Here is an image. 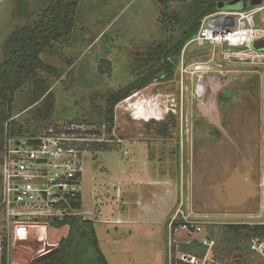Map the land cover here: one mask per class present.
I'll return each instance as SVG.
<instances>
[{"label":"rangeland","instance_id":"1","mask_svg":"<svg viewBox=\"0 0 264 264\" xmlns=\"http://www.w3.org/2000/svg\"><path fill=\"white\" fill-rule=\"evenodd\" d=\"M191 1L81 0L71 37L53 43L43 53L51 70H39L38 75L49 87V94L27 109L33 99V80L28 79L16 94L12 113L16 123L24 127L25 135H41L51 128L66 130L87 148L83 159L82 217L93 221L108 264H169L167 222L180 207L182 196L183 209L198 219L253 220L264 216V150L260 163L255 162L261 168L259 196L229 214L222 213L211 198L213 182L238 167L233 164L236 155L222 142L214 143L212 131L201 129L190 89L183 116L162 121L136 118L140 113L166 115L164 109L172 103L168 95L175 91L177 71L172 78L163 76L133 92L131 96L137 95L131 100V96L122 100L115 108L112 131L103 115L106 96L132 83L148 68L141 65V58L160 41L173 42L177 38L181 26L175 16L185 19ZM48 2L0 0V64L9 34L36 21ZM249 5L251 1H247ZM217 9L233 10L228 1H219ZM261 15L264 11L257 18ZM200 50L190 46L189 59L203 56L198 55ZM248 68L224 65L219 67L223 73L217 71L215 76H229ZM154 95L158 97L149 101ZM141 100L145 101L137 102ZM151 178L160 184L150 186ZM166 178L171 179L176 193L168 197L167 204H161L154 195L164 194ZM138 179L145 184L138 185ZM119 188L123 189V198L118 197ZM137 192H143L144 197L140 194L137 198ZM141 201L150 209H142ZM204 210L214 213L205 214ZM120 212V222L115 221ZM9 222L13 220H6L0 210V256L5 237L10 264H33L69 233L68 224L57 227L38 220ZM203 228L216 239L206 264H264V254L251 249L250 243L256 237L252 230L237 235L225 224L204 223ZM24 229L25 233L18 234ZM174 239L179 254L201 257L205 252L204 247L190 244L195 240L184 231ZM188 245L194 247L185 250Z\"/></svg>","mask_w":264,"mask_h":264},{"label":"built area","instance_id":"2","mask_svg":"<svg viewBox=\"0 0 264 264\" xmlns=\"http://www.w3.org/2000/svg\"><path fill=\"white\" fill-rule=\"evenodd\" d=\"M263 11L262 2L251 3L240 10H217L202 18L196 34L185 44L177 62L175 91L168 95L172 103L164 109L167 115L183 116L187 91L190 89V99L195 102L203 83L209 76H215L219 67L232 64L239 68L248 63L264 66V50L253 47V42L264 38V16L257 18ZM190 46L201 49L198 55L203 56L189 59L187 50ZM218 52L221 62L217 59ZM158 95L148 100L154 101ZM78 141L75 134L55 128L41 135H6L0 150V210L6 220H13V223L38 220L52 224L66 217L82 216L83 159L87 148ZM79 202L82 209L76 207ZM184 205L182 196L180 207L167 222L169 264H173V260L206 264L216 239L203 228L204 222L183 209ZM26 231L21 230L18 234ZM181 231L205 248L203 256L178 253L179 245L174 236ZM250 246L253 251L264 254V238H253Z\"/></svg>","mask_w":264,"mask_h":264},{"label":"trees","instance_id":"3","mask_svg":"<svg viewBox=\"0 0 264 264\" xmlns=\"http://www.w3.org/2000/svg\"><path fill=\"white\" fill-rule=\"evenodd\" d=\"M219 1L229 0H192L189 5V14L185 19L175 16L181 26V32L177 38L173 42L160 41L152 47L147 55L140 60L141 65L148 66L145 72L132 83L106 96V108L103 115L109 125V130L113 129L115 108L122 100L163 76L172 78L175 75L182 49L196 34L202 18L206 14L218 10L217 3ZM247 1L250 0H245L244 8L248 7ZM80 2L81 0H49L36 21L16 28L5 40L3 44L4 60L0 64V150L3 148L6 135L20 136L24 134V127L16 123L12 109L16 94L25 82L28 79L33 80V99L26 109L49 94V87L38 75L39 70H51V66L43 59V53L53 43L64 42L71 37ZM99 148L106 149L101 146ZM76 207L82 209V203H77ZM52 224L57 227L68 224V236L35 264H108L100 248L92 220L76 215ZM225 225L234 234L239 235L243 230L250 229L256 237L264 238V223ZM190 244L200 246L197 241ZM192 245L185 247V250ZM1 246L0 264H10L9 245L5 237ZM203 255L204 253L201 254V256ZM173 264L189 263L173 260Z\"/></svg>","mask_w":264,"mask_h":264},{"label":"flooded vegetation","instance_id":"4","mask_svg":"<svg viewBox=\"0 0 264 264\" xmlns=\"http://www.w3.org/2000/svg\"><path fill=\"white\" fill-rule=\"evenodd\" d=\"M247 66L250 68L226 76L228 79L222 82L216 96L220 123L230 138L223 133L219 125L210 123L201 113H198L200 118L198 123L202 130L209 129L214 133V143L222 142L230 147L233 155H236L233 159L235 166L242 169L252 165L254 176L258 180L261 168L259 165L256 166L255 162L257 160L260 163L264 150V66L248 63L239 68ZM251 73H262L263 76L254 77ZM209 83L207 93L211 89ZM168 117L170 116L167 114L162 115L158 120H167ZM215 203L224 213L223 208ZM203 212L214 213L208 210Z\"/></svg>","mask_w":264,"mask_h":264},{"label":"water","instance_id":"5","mask_svg":"<svg viewBox=\"0 0 264 264\" xmlns=\"http://www.w3.org/2000/svg\"><path fill=\"white\" fill-rule=\"evenodd\" d=\"M245 0H229L233 10H240L244 6ZM262 0H251V3L256 5L260 4ZM253 47L256 50H264V38L253 42ZM217 59L221 62L220 52L217 54ZM222 79H228L226 76L216 77L209 76L200 88L199 95L195 99V108L198 113H201L210 123L219 125L221 130L229 138L228 132L222 127L218 114V107L216 104V96L219 87H221ZM208 82L211 85V91L207 96ZM213 84V85H212ZM247 165L242 169L235 167L230 170L225 176L215 180L212 184L211 198L217 202L224 210V213L229 214L234 208L241 207L249 203L252 199L261 194L259 182L254 176V167ZM204 223H217V224H234V223H250V224H262L264 223V216L260 219H241V218H207L199 219ZM41 259V258H39ZM37 259L36 261H38ZM34 261L33 264L36 263Z\"/></svg>","mask_w":264,"mask_h":264},{"label":"crops","instance_id":"6","mask_svg":"<svg viewBox=\"0 0 264 264\" xmlns=\"http://www.w3.org/2000/svg\"><path fill=\"white\" fill-rule=\"evenodd\" d=\"M155 96V95H154ZM171 151H169V153H170ZM136 178V177H135ZM151 180V182H148L149 184H150V186H157V185H159L160 183H157L156 181H155V179H153V178H151L150 179ZM170 181H171V179H169V178H166V180L164 181L165 183H164V194H155L154 195V197L155 198H157L158 197V202H160L161 204H167L168 203V197H170V196H172V193H176V190H173V188H172V186L170 185ZM132 183H133V179H132V181H131ZM138 185H143V184H145V182H142V181H140L139 179H138V181L136 182ZM153 192H154V190H152ZM211 191H212V189H211ZM117 192H118V197L119 198H123V196H124V194H123V189H121L120 190V188H119V190H117ZM155 193V192H154ZM140 194H143V197H144V193L143 192H139V195H138V192H137V198H139L141 195ZM210 196H211V194H210ZM127 202H131V201H127ZM125 203H126V201H125ZM141 206H142V209H145V210H149L150 209V205H144V201H141ZM122 216H123V213L122 212H120L119 214H118V217H117V220H115V221H119V219H121L122 218ZM121 217V218H120ZM111 222H113V221H111ZM120 222V221H119ZM46 254V253H45ZM44 256V255H43ZM43 256H41V257H43ZM35 261V260H34Z\"/></svg>","mask_w":264,"mask_h":264},{"label":"bare ground","instance_id":"7","mask_svg":"<svg viewBox=\"0 0 264 264\" xmlns=\"http://www.w3.org/2000/svg\"><path fill=\"white\" fill-rule=\"evenodd\" d=\"M137 94H134V95H132L131 97H129V98H127V99H129V100H131L134 96H136ZM136 118H138V119H144V120H150L151 118H156V119H159V118H161V116L160 115H156V114H154V113H152V114H147V113H140V114H138L137 116H136Z\"/></svg>","mask_w":264,"mask_h":264}]
</instances>
